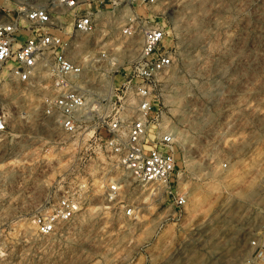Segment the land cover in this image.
<instances>
[{"label": "rangeland", "instance_id": "1", "mask_svg": "<svg viewBox=\"0 0 264 264\" xmlns=\"http://www.w3.org/2000/svg\"><path fill=\"white\" fill-rule=\"evenodd\" d=\"M134 7L166 24L172 64L155 88L156 122L174 135L176 188L186 205L173 210L161 186L138 182L65 134L41 114L38 93L21 86L15 100L7 84L0 102L13 120L4 132L16 143L0 168L15 173L0 178V264L255 263L250 241L264 232V0ZM119 24L108 38L111 54L125 41ZM100 36L83 37L87 49L99 50ZM116 180L118 196L107 200L105 187ZM78 184L80 210L37 235L31 217L49 207L47 195Z\"/></svg>", "mask_w": 264, "mask_h": 264}, {"label": "built area", "instance_id": "2", "mask_svg": "<svg viewBox=\"0 0 264 264\" xmlns=\"http://www.w3.org/2000/svg\"><path fill=\"white\" fill-rule=\"evenodd\" d=\"M157 1L0 0V89L11 81L27 93H38L42 114L62 132L113 158L138 182L161 186L179 212L187 194L176 188L175 138L156 122L155 111V88L172 64L166 24L134 7L148 8ZM117 22L125 41L111 54L108 38ZM96 31L102 42L95 52L83 37ZM121 70L123 79L116 81ZM100 76L111 84H101ZM8 116L0 102V124ZM83 187L47 195L43 204L49 207L31 217L37 235L48 236L74 217L84 203L78 193ZM119 188L117 180L108 182L105 198L114 200ZM132 213L127 205L125 214ZM250 243L253 264H264V240L258 235Z\"/></svg>", "mask_w": 264, "mask_h": 264}, {"label": "crops", "instance_id": "3", "mask_svg": "<svg viewBox=\"0 0 264 264\" xmlns=\"http://www.w3.org/2000/svg\"><path fill=\"white\" fill-rule=\"evenodd\" d=\"M11 85L12 87H13V89H12V92H11V97L13 98V99H17V97H19V94H18V88H20L21 86L20 85H18V84H16V83H14V82H9L8 81V83H4V84H2V86H6V85ZM26 93V92H25ZM25 95V94H24ZM27 96V95H26ZM14 101V100H13ZM41 114H42V112H41ZM43 115V114H42ZM44 116V115H43ZM24 117V119H25V121H26V115L25 116H23ZM45 117V116H44ZM46 118V117H45ZM49 119V118H48ZM12 118L10 117V116H8V118H6V120L2 123V124H0V163H9L11 160H13V159H11V153H10V149H9V146L11 145V146H13L14 147V145H15V143H16V141H15V139H14V134L12 135V136H8V135H6V128L11 124V122H12ZM5 131V132H4ZM14 170H11V169H9L8 167L7 168H3V169H1L0 168V178L1 177H5V176H7L9 179L11 178V177H13L14 176ZM10 182V181H9ZM171 208L173 209V210H176L175 209V207L172 205L171 206ZM259 238H260V241L262 242L263 240H264V232H262V233H260V235H259Z\"/></svg>", "mask_w": 264, "mask_h": 264}]
</instances>
